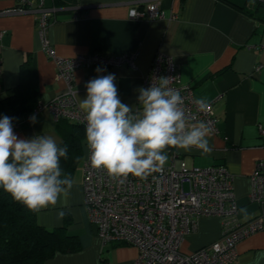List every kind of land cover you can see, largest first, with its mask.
Here are the masks:
<instances>
[{"label": "crops", "instance_id": "obj_1", "mask_svg": "<svg viewBox=\"0 0 264 264\" xmlns=\"http://www.w3.org/2000/svg\"><path fill=\"white\" fill-rule=\"evenodd\" d=\"M141 0H35L34 6L56 8L50 20L47 40L58 58L99 54L116 56L136 52L134 69L120 67L97 73V68L75 73L72 87L76 103L86 97L85 84L97 75L115 74L121 101L135 107L154 55L173 59L180 83L193 97L211 104L216 132L209 134L212 151L195 148L166 149L164 167L185 161L197 168L221 167L232 177L240 223L264 215V205L249 201L250 176L257 162L264 160V3L256 0H162L163 18L133 20L128 17L132 3ZM18 0H0V12L13 9ZM175 16V20H170ZM0 100L18 84L20 67L32 66V82L43 110L37 122L21 117L14 126L19 138L54 134L56 122L46 109L67 87L55 79V63L43 50L31 15H0ZM257 68L259 70L257 71ZM136 107H139L138 105ZM80 109V108H79ZM82 144V160L85 152ZM172 153V154H171ZM174 160V161H173ZM173 161V162H172ZM73 187L55 207L37 214L38 224L52 230L63 225L78 239L80 250L56 254L44 264H133L137 250L130 246L102 245L96 229L82 206V171L75 172ZM247 208L248 218L240 214ZM64 212L63 217L58 213ZM221 221L200 218L187 235L181 252L190 255L218 241ZM233 264H264V231L250 235L237 246Z\"/></svg>", "mask_w": 264, "mask_h": 264}, {"label": "built area", "instance_id": "obj_2", "mask_svg": "<svg viewBox=\"0 0 264 264\" xmlns=\"http://www.w3.org/2000/svg\"><path fill=\"white\" fill-rule=\"evenodd\" d=\"M162 0H141L132 3L128 17L133 20L163 18ZM264 3V0H256ZM35 0H18L2 16L31 15L34 17L47 57L55 63V79L64 82L67 91L48 102L46 109L53 119H65L79 124L84 130L86 121L72 90L75 73L81 69H134L136 52L116 56L90 54L72 59L58 58L47 40L50 20L56 8L34 6ZM175 16L170 20L174 21ZM1 37V34H0ZM259 68H257V71ZM171 78L170 87L184 98V108L190 122L203 121L209 132H216V118L211 104L206 111L196 105L192 90L180 83L173 59L160 52L154 55L143 88L155 79ZM43 108L37 105L34 113ZM260 135L264 131L259 130ZM172 154V153H171ZM85 152L82 168V206L88 222L95 227L102 245L130 246L137 250L133 264H233L237 259V244L255 233L264 231V215L240 223L232 177L221 167L197 168L179 161L177 166L164 167L147 180L129 176L122 183L104 170L91 167ZM174 161V160H173ZM172 161V162H173ZM155 177V178H153ZM249 201L264 205V160L256 163L250 176ZM200 218L221 221L220 239L190 255L181 252L185 237L191 234Z\"/></svg>", "mask_w": 264, "mask_h": 264}, {"label": "clouds", "instance_id": "obj_3", "mask_svg": "<svg viewBox=\"0 0 264 264\" xmlns=\"http://www.w3.org/2000/svg\"><path fill=\"white\" fill-rule=\"evenodd\" d=\"M115 80V74L97 75L85 84L86 97L79 99L92 168L104 170L121 183L130 175L147 180L163 171L166 149L212 151L206 123L190 122L184 98L169 86L171 78L161 77L148 88H139V107L121 101ZM195 103L200 111L208 108L204 100ZM13 120L7 115L0 118V189L32 213L55 207L73 187L72 178L61 168L68 148L60 146L54 134L19 138ZM29 120L35 124L36 115ZM239 212L248 218L247 208ZM58 215L63 217L64 212Z\"/></svg>", "mask_w": 264, "mask_h": 264}, {"label": "trees", "instance_id": "obj_4", "mask_svg": "<svg viewBox=\"0 0 264 264\" xmlns=\"http://www.w3.org/2000/svg\"><path fill=\"white\" fill-rule=\"evenodd\" d=\"M255 4H262L257 1ZM38 92L32 82V66L25 62L19 70V80L8 95L0 100V118L13 117V125L21 117H29L37 108ZM56 132L60 146H67V158H61L64 174L73 176L82 160L85 130L77 123L59 119ZM37 214L27 210L3 189H0V264H44L56 254H71L80 250L78 239L60 228L47 230L37 222ZM118 246V245H116Z\"/></svg>", "mask_w": 264, "mask_h": 264}, {"label": "rangeland", "instance_id": "obj_5", "mask_svg": "<svg viewBox=\"0 0 264 264\" xmlns=\"http://www.w3.org/2000/svg\"><path fill=\"white\" fill-rule=\"evenodd\" d=\"M82 168H83V162H80V164H79V166H78V168H77V172L81 169V171H82Z\"/></svg>", "mask_w": 264, "mask_h": 264}]
</instances>
